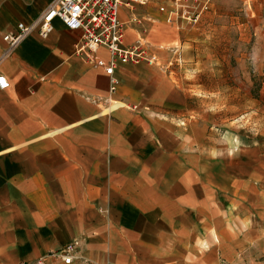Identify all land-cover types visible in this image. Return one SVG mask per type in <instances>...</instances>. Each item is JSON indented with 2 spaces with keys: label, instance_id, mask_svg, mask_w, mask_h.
I'll return each mask as SVG.
<instances>
[{
  "label": "crops",
  "instance_id": "1",
  "mask_svg": "<svg viewBox=\"0 0 264 264\" xmlns=\"http://www.w3.org/2000/svg\"><path fill=\"white\" fill-rule=\"evenodd\" d=\"M54 1L0 0L9 82L0 93V264L73 240V264H264V133L234 126L236 74L222 67L221 32L206 34L210 13L195 27L178 18L174 31L163 3L140 14L120 6L124 46L141 38L166 67L118 64L110 93L103 71L75 53L80 32L58 20L45 40L36 31L13 48L3 40ZM248 11L239 40L254 38L251 59L264 69V0ZM177 42L180 67L170 68L173 55L159 47ZM98 56L109 58L102 48ZM194 59L196 80L183 82L182 64Z\"/></svg>",
  "mask_w": 264,
  "mask_h": 264
},
{
  "label": "built area",
  "instance_id": "2",
  "mask_svg": "<svg viewBox=\"0 0 264 264\" xmlns=\"http://www.w3.org/2000/svg\"><path fill=\"white\" fill-rule=\"evenodd\" d=\"M150 1L153 0H55L35 21L30 24L18 23L16 30L6 34L3 40L7 42L9 48H13L34 31L37 32L40 39L45 40L53 30V21L58 20L68 30L80 32V40L75 45V53L90 62L93 68L103 71L109 79L108 90L113 93L118 85V81L114 77V69L118 64L144 63L148 66H159V60L150 53L148 43L143 39L137 38L132 46H124L125 24L118 18L120 6L130 7L136 3L145 5ZM187 1L189 0H172L173 12L168 11L166 6L158 8L159 12L167 14L165 19L167 24H171L172 17L178 15L179 12L183 19L190 24H196L201 14L208 10L210 2V0H206L198 11H187L183 9L185 7L190 9ZM132 21L141 25L143 20L133 17ZM101 48L109 56L107 61L98 56V51ZM169 51L174 57L173 62L168 65L171 68L174 63L180 64L181 58L179 47L175 46L165 52L169 53ZM159 67L163 68V66ZM7 88H9V82L0 72V93ZM112 105L116 106L117 103ZM79 247L80 242L73 240L57 252L21 264H47L49 258L58 259L62 264H73Z\"/></svg>",
  "mask_w": 264,
  "mask_h": 264
},
{
  "label": "rangeland",
  "instance_id": "3",
  "mask_svg": "<svg viewBox=\"0 0 264 264\" xmlns=\"http://www.w3.org/2000/svg\"><path fill=\"white\" fill-rule=\"evenodd\" d=\"M187 2L188 6L197 3L201 4L200 10L206 0H189ZM252 2L255 3L257 0H210L208 10L201 14L199 20L205 14L210 13L208 19L212 21L208 23L210 27H206V34L207 32L212 33L211 31H213L212 29L215 27V29L221 32L222 42H225L222 46L226 48V50H231V52L223 51L222 47V55L225 57V60H222V67H229L231 70H234L236 74L237 96L234 105L231 104L230 106L234 126L243 128L244 130H250L252 133L260 135L264 133V69L257 68L255 62L251 59L255 45L254 38L248 37L245 41L242 39L239 40L240 29L238 27L247 18L246 12L250 13L248 10ZM159 3H163L164 5H158ZM165 4H167V2H164V0H157L150 2L149 5L151 8L166 6L168 11H174L172 0H170L168 5ZM182 4L184 5L183 2ZM147 5L145 4V6ZM135 6L141 7L138 3H136ZM145 8L146 7H141L138 13H143L146 10ZM183 9L190 11V9L186 7ZM177 14L178 15L172 17L173 22L171 24H167L164 21L165 25H171L169 27H172L174 31L177 30V27H179V30L182 29L175 24L178 18L180 21H184V25H189V22L183 19L181 12ZM232 22L236 23L238 34L235 43L231 42V45H229L228 32L232 29ZM191 25L195 27L196 24L191 23ZM175 46L179 47V50L181 49L180 42H177L163 43L160 46V50L164 52ZM248 53H250V56H246ZM158 63L159 66H165V63L161 61ZM184 64L185 63L182 64L183 66L181 68L187 71L183 72L181 78H183V82L191 83L196 80V60L194 59L193 62L191 61L189 63L191 67L187 68ZM175 67L178 68L180 66L176 65ZM179 77L180 76H178V78ZM221 96L223 98V93ZM226 108L228 109V106H226Z\"/></svg>",
  "mask_w": 264,
  "mask_h": 264
}]
</instances>
